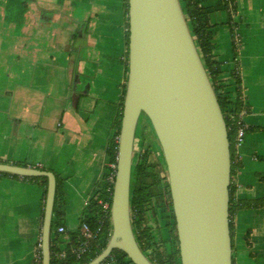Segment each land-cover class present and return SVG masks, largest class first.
I'll list each match as a JSON object with an SVG mask.
<instances>
[{
  "label": "crops",
  "instance_id": "obj_1",
  "mask_svg": "<svg viewBox=\"0 0 264 264\" xmlns=\"http://www.w3.org/2000/svg\"><path fill=\"white\" fill-rule=\"evenodd\" d=\"M227 3L228 13L211 18L215 54L225 83L238 70L247 132L235 150L233 263L264 264V14L255 17L253 0ZM127 18L126 0H0V163L60 181L61 250L81 236L109 169L128 76ZM45 205L36 181L0 176V264H34Z\"/></svg>",
  "mask_w": 264,
  "mask_h": 264
},
{
  "label": "water",
  "instance_id": "obj_2",
  "mask_svg": "<svg viewBox=\"0 0 264 264\" xmlns=\"http://www.w3.org/2000/svg\"><path fill=\"white\" fill-rule=\"evenodd\" d=\"M129 63L106 249L133 264H153L135 236L131 181L140 118L161 146L176 219L181 264H234L230 230L231 143L224 114L191 34L180 0H129ZM0 173L47 177L42 261L51 263L56 177L0 163Z\"/></svg>",
  "mask_w": 264,
  "mask_h": 264
},
{
  "label": "trees",
  "instance_id": "obj_3",
  "mask_svg": "<svg viewBox=\"0 0 264 264\" xmlns=\"http://www.w3.org/2000/svg\"><path fill=\"white\" fill-rule=\"evenodd\" d=\"M184 15L187 19L191 34L194 38L195 44L198 48L200 57L211 80L212 86L218 98L221 110L224 114L229 139L231 143L232 155V179L235 173V148L234 143L237 135L239 117L243 108V97L241 79L237 69L231 71L232 84H227L222 76V63L217 59L215 51L217 46L215 44L214 28L216 24L212 23V15L219 12H229V5L227 0H217L215 5L207 4L208 0H180ZM129 0H126L127 8V46L128 53L126 59V68L128 73L129 63ZM233 86V87H232ZM127 85L123 87V93L120 103V111L115 120L116 132L110 140L107 154L110 164L117 163L119 137L121 131V122L123 117V107L126 95ZM231 88H233L231 90ZM151 128L155 139L158 141L155 132L152 128L151 122L148 117L143 114L140 118L136 140L140 142L146 141V130ZM27 167V165H21ZM110 169H108L109 172ZM164 170L167 174V167L164 164ZM108 172L103 178V184L97 190L91 199L86 212L84 213L81 226L88 223L95 227L102 219L103 212L98 205L99 199H108L110 193L114 191V184L107 181ZM0 176L17 177L6 173H0ZM28 180L36 181L43 190L44 200L46 201L48 192V178L47 177H33L27 178ZM56 186V196L54 204V214L52 219V240H51V263L50 264H89L92 260L98 257L107 247L110 235L112 233V223L110 220L107 222L99 239L95 241L89 248L88 253L81 259H77L71 255L70 251L81 241L80 236L74 235L72 240L73 247L68 246L65 250H61L57 244L58 232L60 227L65 224V211H64V197L62 185L58 179ZM109 190L111 192H109ZM236 209L235 188L233 181L230 186V230L233 244L234 234V213ZM153 212L156 217H160L164 222V226L169 234L168 240H157L153 234L152 229L148 226V213ZM44 218V211L43 215ZM131 217L132 226L139 243L140 248L144 254L151 260L153 264H181L179 242L177 237L176 219L173 210L172 198L170 193V186L168 176L162 177L160 165L150 160V152L145 150L139 156L137 161L133 162L132 181H131ZM43 222V219H42ZM165 248V256H162L159 251ZM65 251L66 257L61 258L58 255ZM42 249L38 248L37 258L34 264L42 263ZM234 262V261H233ZM113 264H133L128 256L120 251L115 250L110 257L103 263Z\"/></svg>",
  "mask_w": 264,
  "mask_h": 264
},
{
  "label": "built area",
  "instance_id": "obj_4",
  "mask_svg": "<svg viewBox=\"0 0 264 264\" xmlns=\"http://www.w3.org/2000/svg\"><path fill=\"white\" fill-rule=\"evenodd\" d=\"M244 113H242L239 117L238 122V129H237V135L234 143L235 150L244 142L246 138V128L242 123V117ZM109 172L107 176V181L109 183L115 184V178L117 174V163L116 164H110L109 165ZM109 192H111L109 190ZM112 201H113V192L110 193L108 199H99L98 205L101 207V210L103 212V217L101 221L95 226H91L88 223H84L81 226V241L79 244H77L75 247H73L70 251L71 255L75 256L77 259L83 258L89 251V248L91 245L97 241L103 232L107 222L110 220L111 222V211H112ZM58 233L62 234L65 233V228L60 227L58 229ZM42 244V240H41ZM67 253L65 251H62L58 256L61 258L66 257ZM38 264H43L38 263Z\"/></svg>",
  "mask_w": 264,
  "mask_h": 264
},
{
  "label": "rangeland",
  "instance_id": "obj_5",
  "mask_svg": "<svg viewBox=\"0 0 264 264\" xmlns=\"http://www.w3.org/2000/svg\"><path fill=\"white\" fill-rule=\"evenodd\" d=\"M253 1H254L253 5L255 9L254 14H255V17L257 18L259 17L260 13L264 14V0H253ZM241 8H242V11L247 14V9L245 8V6ZM244 29L247 30L246 28ZM254 29H255V32L262 33L259 25H256ZM245 30L241 31L243 35L245 33ZM260 39L263 41L262 38ZM262 41H257V44H255V46L263 47ZM145 150H148L150 152V160L160 165V171L162 173V177L164 178L168 176V173L166 174L164 170L165 159H164L161 146L159 142L155 139V136L150 127H148V129L146 130V141L145 142H140L139 140H136L135 151H134V161H137L139 156L143 154ZM147 217H148L147 218L148 226L152 229L153 234L156 236L157 240L159 241L168 240L169 239L168 231L166 230L164 226V222L161 221L160 217H156L153 212H149ZM62 235H64V233ZM159 253L162 256H165V248H162L159 251ZM106 264H113V263H106Z\"/></svg>",
  "mask_w": 264,
  "mask_h": 264
}]
</instances>
